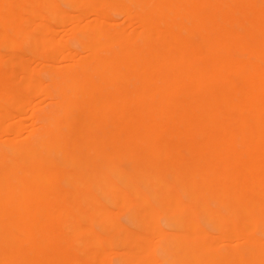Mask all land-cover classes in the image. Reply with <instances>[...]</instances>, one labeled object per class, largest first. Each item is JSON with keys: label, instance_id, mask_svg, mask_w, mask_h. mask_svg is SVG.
Returning a JSON list of instances; mask_svg holds the SVG:
<instances>
[{"label": "bare ground", "instance_id": "bare-ground-1", "mask_svg": "<svg viewBox=\"0 0 264 264\" xmlns=\"http://www.w3.org/2000/svg\"><path fill=\"white\" fill-rule=\"evenodd\" d=\"M0 264H264V0H0Z\"/></svg>", "mask_w": 264, "mask_h": 264}, {"label": "rangeland", "instance_id": "rangeland-1", "mask_svg": "<svg viewBox=\"0 0 264 264\" xmlns=\"http://www.w3.org/2000/svg\"><path fill=\"white\" fill-rule=\"evenodd\" d=\"M116 19H117L118 22H120L122 20V18L120 16H118ZM69 36H70V32L68 31V29L66 27H59L58 28V35H57V37H61L63 39H66Z\"/></svg>", "mask_w": 264, "mask_h": 264}]
</instances>
